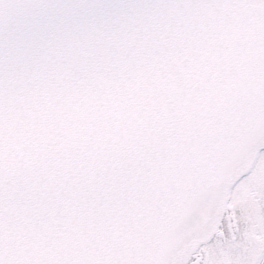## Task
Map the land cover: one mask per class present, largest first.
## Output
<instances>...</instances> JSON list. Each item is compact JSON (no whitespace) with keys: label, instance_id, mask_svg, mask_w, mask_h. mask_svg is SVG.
<instances>
[{"label":"snow or ice","instance_id":"obj_1","mask_svg":"<svg viewBox=\"0 0 264 264\" xmlns=\"http://www.w3.org/2000/svg\"><path fill=\"white\" fill-rule=\"evenodd\" d=\"M0 264H264V0H0Z\"/></svg>","mask_w":264,"mask_h":264}]
</instances>
